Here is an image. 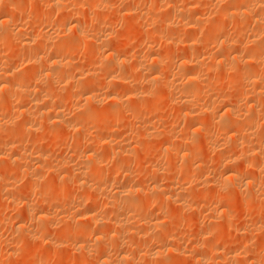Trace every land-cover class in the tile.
<instances>
[{"label":"bare ground","instance_id":"1","mask_svg":"<svg viewBox=\"0 0 264 264\" xmlns=\"http://www.w3.org/2000/svg\"><path fill=\"white\" fill-rule=\"evenodd\" d=\"M2 204L1 264H264V0H0Z\"/></svg>","mask_w":264,"mask_h":264},{"label":"rangeland","instance_id":"2","mask_svg":"<svg viewBox=\"0 0 264 264\" xmlns=\"http://www.w3.org/2000/svg\"><path fill=\"white\" fill-rule=\"evenodd\" d=\"M110 1L115 2L116 0H110ZM117 1H118V0H117ZM112 17H114V16H111V18H112ZM114 19H117V18L114 17ZM114 19H112L113 22H114ZM118 19H119V18H118ZM118 21L120 22V19H119V20H115V23H114L113 25H114V26L117 25L116 23H119ZM119 26H120V23L117 25V27L119 28ZM136 32H137V28H136ZM136 32H135L134 34H132V36L130 35V36L126 39V40H130L131 43H129V41L127 42L128 45L130 44V46H128V45L125 46V47H124V51H127V50H128V52H129V51H131L132 49H133L134 51H136V49L140 47V46H137L138 44H140V42H141L140 45H141V47H142V41H141V39H139L140 37H139V35H138ZM134 36H135V37H134ZM129 38H130V39H129ZM133 38H134V39H133ZM131 39H132V40H131ZM137 40H138V41H137ZM139 40H140V42H139ZM136 41H137V42H136ZM138 42H139V43H138ZM137 43H138V44H137ZM133 45H134L135 47H137V48H135ZM127 47H128V48H127ZM131 47H133V48H131ZM141 47H140V48H141ZM129 48H130L131 50H129ZM133 50H132V51H133ZM137 50H138V49H137ZM22 65H24V63H22ZM164 98H165V96H164ZM165 100L167 101L168 99L166 98V99H163V100H162L163 109H164L167 105H168V107H166V108H169V104H167V102H166V104H165V102H164ZM168 102H169V101H168ZM166 108H165V112H164L163 110H161V111H163V112H161V111L159 112L158 115L160 116V118L156 117L157 119H159L158 122H160V120H161V123H160L161 125H162V124L167 125V123H168V124H171V123H172V124H175L180 118L177 119V116L175 115V113H174V112H171V111H173V110H169L170 108H169L168 110L171 112V115H170V112H168V114H169V115H168V114L166 113V112H167V109H166ZM165 113H166V114H165ZM173 113H174V114H173ZM165 115H166V116H165ZM173 115H174V117H175V116H176V117L173 118ZM155 116H156V115H155ZM155 116H154L153 118H155ZM161 116H163V117H161ZM169 116H170V117H169ZM166 117H167L168 119H167ZM153 118H152V120L154 121ZM156 118H155V121H156ZM171 118H172V119H171ZM174 119H175V120H174ZM176 119H177V120H176ZM164 120H165V121H164ZM168 120H169V121L171 120V122H170V123H169V122H166V121H168ZM181 120H182V119H181ZM181 120L178 121L179 124H175V125H176V126L179 125V127H183L185 124L183 125L184 122H183V121L181 122ZM174 121H175V123H174ZM157 124H159V123H157ZM172 124H171V125H172ZM181 125H182V126H181ZM177 127H178V126H177ZM179 127H178V129H180ZM49 139H50V138H49ZM49 139H48V140H49ZM48 140H47V142H49ZM51 141H52V144H54V142H53L52 139H50V143H51ZM47 142H46V140H45L44 142H42L41 145H42L44 148H48L47 145H49V143L47 144ZM45 143H46L47 145H45ZM52 144L49 145L50 148H51L50 150H52V148H54V147L56 146V145H53V146H52ZM45 146H46V147H45ZM62 148L64 149L65 147L62 146ZM48 149H49V148H48ZM63 149H61V152H62V151H63V152H67V150H68V148H67V149H64L65 151H64ZM52 151H53V152L55 151V153H53L54 155L59 154V153H57V152H58V149H57V151H56V147H55V150H52ZM59 152H60V149H59ZM61 152H60V153H61ZM63 152H62V153H63ZM56 153H57V154H56ZM150 153H151L152 155H151ZM150 153H149V152H148V153H144V154L141 153V154L137 155L138 157H136V158L139 159L140 156H141V157H142V156H145V157H143L142 159H145V160H146V159H148V157H149V159H150V158H152V157H150V156H153V153H156V154L158 155L159 152H158V153H157V152H150ZM146 154H148V155H146ZM59 155H61V154H59ZM155 156H156V155H154L153 157H155ZM209 158H210V157H209ZM137 159H136V160H137ZM211 160H212V161H211ZM209 161H210V162H209ZM208 163H209L208 165H211V167H210V166L208 167V171H207V168H206V171H205V172H206L207 174L209 173L208 175H211V174L214 172V171L212 172L213 168L216 166V159L214 160V156L211 155V158L208 160ZM214 165H215V166H214ZM209 168L212 169V170H211V174H210V169H209ZM20 181H21V182H20ZM22 182H23L22 180H18V181H17V183H19V184L22 183ZM58 188H59V187H58ZM60 190L62 191V188H61V187H60ZM60 190H59V191H60ZM77 190H78V189H77ZM237 199H238L237 201H239L240 197L237 196ZM235 204H236L237 206L239 205L238 203H235ZM2 205L4 206L5 209H2V208H3ZM2 205H0V206H1L0 208H1V210H3V212H5V210H6V212H9L8 210H11V209H9V208H11L10 206L7 205V206L9 207L8 210H7V208H6V204H5V205L2 204ZM236 205H234L233 207H237ZM233 207H232V208H233ZM239 207H240L241 210H238V207H237V210H236V208H235V209L233 208L234 210L231 208V212H230V213L233 212V214H230V216H232V217H231V218H232V223H233V218H234V221L236 220V224H239V223H240V220H242L243 217H244L243 220H245V221H248V218H249L250 221H252V219L255 217V215H253L252 213H250L249 211L246 210L247 212L245 211V214H248V215H246V216H247V219H245V216L241 217L242 215L240 214V211H241V213H242V211H244L245 209L241 208L240 205H239ZM193 209H194V208H193ZM193 209H192V211H194L195 213H194V212H190V209H188V210H189L188 213L190 212L189 214L185 211V213H187V214H186L187 217H188V216H192L193 213H194L193 216H195V214H196L197 212H196L195 210H193ZM262 209H264V208H262ZM238 211H239V212H238ZM262 211H264V210H262ZM236 212H238V214H237ZM185 213H183L184 216H185ZM243 213H244V212H243ZM243 213H242V214H243ZM234 214H236V216H235ZM245 214H243V215H245ZM249 214H251V215H250V216H251V219H250ZM262 214H263V216H264V212H262ZM238 215H239V217H240L241 219H240V218L238 219V217H237ZM240 215H241V216H240ZM259 215H260V214H259ZM193 216H192V217H193ZM248 216H249V217H248ZM182 218H183V216H182ZM200 218H202V217H200ZM183 219H184V220H183ZM183 219L180 220L181 224H183V225H180L181 228L184 229V228L187 227V229H189L188 226H185V225H186V223H185V222H186V220H185L186 217H184ZM237 219H238V220H237ZM202 220H203V219H202ZM183 221H185V222H183ZM248 222H249V221H248ZM248 222H247V223H248ZM4 223H5V221H3L2 225L0 224L1 226H3V227H2L3 229H4V226L7 225V223H5V224H4ZM234 223H235V222H234ZM234 223H233V224H234ZM194 224H195V225H194ZM194 224L192 223V225H190V226L193 227V229H194L195 226H197L196 223H194ZM7 226H8V225H7ZM7 226H6V227H7ZM199 226H200V224H198V226L195 227V228H198ZM6 227H5V230H6ZM8 227H9V226H8ZM2 228H1V231H4L5 233L9 231V230H6V231H5V230H2ZM56 228H58V227H56ZM199 228H200V227H199ZM224 228H225V227H224ZM7 229H9V228H7ZM187 229H185V230H187ZM187 231H188V230H187ZM252 237H254V239H252ZM252 237H251V239H252L251 241H253V242L249 241L248 243L251 242L252 245H253V244L255 245V243H257V242H256V241H257V240H256L257 237H256V235H255V236H252ZM255 237H256V238H255ZM236 238H240V237H239V236H238V237L236 236ZM236 238H234L233 242L231 243V244H233V245H232L233 247H234V246L236 247V244H237V245H240L241 240L243 241V238H240L239 241H238V239H237V241H236ZM186 239H187V238H186V235H185V237H182V239H180V241L183 243L184 240H186ZM182 240H183V241H182ZM254 240H256V241H254ZM186 242H187V241H186ZM186 242H185V243H186ZM237 242H238V243H237ZM66 243H67V242H66ZM70 243H71V242L68 241V244H67V245H69ZM251 243L248 244L249 246L247 245V247H248V249L250 248V250H251V249L253 250L254 246H253V248H251V247H252V246H250ZM63 245H65V243H63L62 245L58 246V248L56 247V248H57V250H56V248H55L56 251L53 250L54 248H53V249L51 248L52 251L55 252V253L52 252V253H53V255H52L51 252H50L51 255H49V258L47 259V262H48L47 264H52V263H53V264H56L55 259L57 260V263L60 262V264H74V263H75V262H74V258H71V256H70V254H71L72 257H75L74 252H73V254H72V250H71V251L69 250L68 253H70V252H71V253H70L69 255H67L66 252L68 251V249H67L66 246H63ZM232 246H231V247H232ZM62 247H63V248H62ZM66 250H67V251H66ZM261 250L263 251L264 249H260V250H258V251H261ZM50 251H51V250H50ZM62 251H63V252H62ZM65 251H66V252H65ZM253 251H254V250H253ZM258 251H255L256 254H257ZM262 251H261V253L259 252L260 255H261L262 253L264 254V251H263V252H262ZM56 252H57V253H56ZM64 252H65V253H64ZM62 254H63V256H65V259H64V257L62 256ZM263 254H262V255H263ZM55 255H57V256H55ZM73 255H74V256H73ZM50 256H51V257H50ZM67 256H68L69 258H68ZM56 257H57V258H56ZM50 258H52V259H50ZM59 258H60V259H59ZM62 258L65 260L64 262L62 261V260H63ZM7 259L9 260V262L12 261V260L14 259V260L12 261V263H10V264H15V263H17V264H34V263H32V262L36 261V260H34V259H32V258H28V257H26L24 254H22V255H20V256L16 255V257H12V259H11V257H10V258H7ZM16 259H17V261H16ZM49 259H50V261H48ZM8 260L6 261V259H5L4 261L8 262ZM92 260H93V259H92ZM20 261H21V262H20ZM27 261H29V262H27ZM69 261H70V263H69ZM6 262H5V264H7ZM9 262H8V264H9ZM71 262H72V263H71ZM1 263H2V262H1ZM1 263H0V264H1ZM36 263H37V261L35 262V264H36ZM38 263H39V262H38ZM93 263L96 264L95 261H94ZM3 264H4V263H3Z\"/></svg>","mask_w":264,"mask_h":264}]
</instances>
